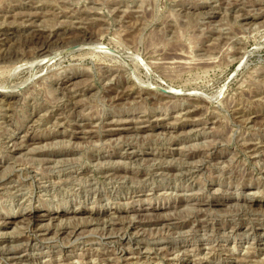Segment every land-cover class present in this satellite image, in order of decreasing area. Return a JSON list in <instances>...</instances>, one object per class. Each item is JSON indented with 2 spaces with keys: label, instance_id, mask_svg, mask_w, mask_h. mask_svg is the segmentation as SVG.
I'll return each mask as SVG.
<instances>
[{
  "label": "rangeland",
  "instance_id": "1",
  "mask_svg": "<svg viewBox=\"0 0 264 264\" xmlns=\"http://www.w3.org/2000/svg\"><path fill=\"white\" fill-rule=\"evenodd\" d=\"M255 231L264 0H0V241L21 264H264Z\"/></svg>",
  "mask_w": 264,
  "mask_h": 264
},
{
  "label": "bare ground",
  "instance_id": "2",
  "mask_svg": "<svg viewBox=\"0 0 264 264\" xmlns=\"http://www.w3.org/2000/svg\"><path fill=\"white\" fill-rule=\"evenodd\" d=\"M13 35H14V33H13ZM9 39V38H8ZM10 39H12V38H10ZM8 41V40H7ZM168 94V93H167ZM8 95V94H7ZM172 95V94H171ZM159 107V106H158ZM179 117V116H178ZM134 130V129H133ZM138 130V129H137ZM77 137V136H76ZM22 140V139H21ZM20 140V141H21ZM23 141V140H22ZM28 141H34V140H28ZM38 145V144H37ZM27 147V146H26ZM31 148V147H30ZM22 149V145H20V146H18V145H14V147L10 150V154H16L17 152H19L20 150ZM28 149V148H27ZM26 149V150H27ZM41 149V148H40ZM38 150V149H37ZM36 150V151H37ZM29 151V150H28ZM135 150H134V147H133V145H128L127 146V148H126V150H125V152L128 154L129 153V155H131V157H133V158H135L136 156H135V152H134ZM39 152V151H38ZM255 152V151H254ZM98 154V153H97ZM122 154H124V153H122ZM21 156V155H20ZM42 156V155H41ZM47 156V155H46ZM67 156V155H66ZM128 156V155H127ZM122 157V156H121ZM130 157V158H131ZM110 158V157H109ZM108 158V159H109ZM13 162V161H12ZM59 165V164H58ZM32 169V168H31ZM21 172H22V170H20ZM34 171V170H33ZM79 171V170H78ZM34 176L37 178V176H38V173L37 172H34ZM42 176V175H41ZM32 177V176H31ZM47 181V180H46ZM216 205V204H220L219 202H217V201H215L214 203H210V205L212 206V205ZM73 214V213H72ZM74 214H77V213H74ZM33 215V216H32ZM59 215H61V216H59V217H67L68 215H69V213H66V211H62L61 213H59ZM43 217H47L46 215H40V216H34V214H31L30 216H29V218L30 219H32V221H36V220H41V218H43ZM16 223V221H14V222H10V223H6V225H9V224H15ZM30 223V222H29ZM64 226V225H63ZM66 228V227H65ZM181 228H182V226H181ZM62 229H63V227H62ZM75 230V229H74ZM251 232H253V230L251 231ZM42 234H44V233H42ZM42 234H37V235H34V237L31 239V240H29V244H36L37 246L39 245V244H42L43 242H45V240H43L42 239ZM264 234V233H263ZM45 235V234H44ZM250 235H252V234H250ZM253 236V235H252ZM255 236V237H254ZM254 238L255 239H260V240H262V239H264L263 238V235L260 233V232H257V231H255V233H254ZM12 237V236H11ZM32 237V236H31ZM46 238V237H45ZM228 240V239H227ZM21 240L20 239H18V238H9V239H6V240H3V241H0V246L2 245L3 246V248H1L0 250L2 251V253H3V255L5 254V255H8V256H10L11 258H9V259H11V261L12 262H15V263H17V262H19V264H21V263H23L24 262V259L20 256V253H18V251L20 250V246H18V247H12L14 244H16V243H19ZM123 241V240H122ZM12 245V246H11ZM35 245V246H36ZM36 246V247H37ZM30 247V246H29ZM35 248V247H34ZM33 249V248H32ZM26 251H28V250H26ZM6 257V256H5ZM26 257V256H25ZM8 259V260H9ZM232 260V259H231ZM231 260H229V262L231 261ZM18 264V263H17ZM190 264H203L202 263V261L200 260V261H196V260H194V261H191L190 262Z\"/></svg>",
  "mask_w": 264,
  "mask_h": 264
}]
</instances>
